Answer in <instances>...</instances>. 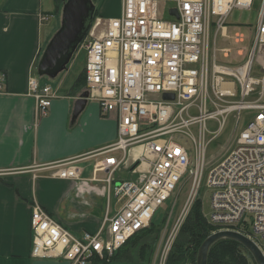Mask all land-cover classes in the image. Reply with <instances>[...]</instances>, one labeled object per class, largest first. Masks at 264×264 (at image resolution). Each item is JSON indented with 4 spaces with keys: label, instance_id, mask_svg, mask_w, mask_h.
<instances>
[{
    "label": "built area",
    "instance_id": "built-area-1",
    "mask_svg": "<svg viewBox=\"0 0 264 264\" xmlns=\"http://www.w3.org/2000/svg\"><path fill=\"white\" fill-rule=\"evenodd\" d=\"M253 2L122 0L119 15L93 20L79 44L86 51L88 99L99 103L104 116L115 117L118 134L91 152L53 164L61 177L75 179L81 176L78 162L86 155L106 154L94 168L109 171L106 180L123 204L115 214L105 216L98 231L78 235L35 203L31 217L34 256L88 264L94 255H112L150 224L187 173L191 186L185 213L165 241L163 264L183 219L200 197L204 179L212 189L207 218L221 225L214 231L242 232L264 254V51L260 74L253 73L251 59L230 65L208 52L210 27H224L226 32L231 11L251 8ZM255 32L256 44L264 48V0ZM4 79L1 72L0 90ZM30 91L39 116L46 115L57 93L35 75L30 78ZM167 92L174 97L165 98ZM234 96L238 98L224 103ZM212 101L217 103L214 108ZM231 110L239 112L237 121L244 110H249L248 117L231 147L208 159V144L222 128L208 137L207 119L222 116L223 126ZM194 124L198 125L196 133L187 130ZM186 136L195 143L193 159L184 143ZM126 164L136 177L112 184L115 170Z\"/></svg>",
    "mask_w": 264,
    "mask_h": 264
},
{
    "label": "crops",
    "instance_id": "crops-1",
    "mask_svg": "<svg viewBox=\"0 0 264 264\" xmlns=\"http://www.w3.org/2000/svg\"><path fill=\"white\" fill-rule=\"evenodd\" d=\"M57 7V0H0V73L5 74L0 90V264H69L63 258L33 255L35 203L78 235L98 231L105 216L115 214L123 204L106 180L109 171L94 168L106 154L86 155L78 162L81 176L75 179L61 177L53 164L91 152L118 134L117 120L104 116L95 100L88 99L72 120L79 93L70 88L81 70L60 93L41 81L50 84L57 96L46 115L38 114L30 78L60 25L59 20L49 22L53 16L61 20ZM97 7L103 18V12L117 16L122 0L115 1L114 8L110 0H100ZM119 172H125L126 178ZM135 177L126 164L115 170L111 183Z\"/></svg>",
    "mask_w": 264,
    "mask_h": 264
},
{
    "label": "rangeland",
    "instance_id": "rangeland-1",
    "mask_svg": "<svg viewBox=\"0 0 264 264\" xmlns=\"http://www.w3.org/2000/svg\"><path fill=\"white\" fill-rule=\"evenodd\" d=\"M117 0H110V6L114 8V2ZM54 2V0H52ZM263 0H254L251 8H234L227 21V28L224 31L221 29H217L216 26L210 27L208 31V52L210 53V57L215 54L217 60L220 63H226L230 65H241L246 61L252 60L253 63V73L260 74V66L261 61L263 60V46L256 44V32L255 27L258 24L259 20V12L262 6ZM61 12V11H60ZM109 12V11H108ZM98 13V12H97ZM61 14V13H60ZM108 13L103 12L101 15L104 18L108 17ZM59 15V14H57ZM99 16V13L96 17ZM60 16H53V18L49 21L50 24L55 23V21H60ZM100 26H98L97 30H100ZM86 62V51L78 48V50L74 53L72 59L67 65V68L60 72L56 77L51 78L46 75H40L37 71V66L34 69V75L40 81H47L51 83L55 90L60 93L62 88L65 85H68L71 80L75 78L77 73L80 70H83ZM86 72V71H85ZM66 77L64 80H62ZM86 77V74H85ZM73 78V79H72ZM87 83V79H86ZM86 87L79 89L77 92L80 94L82 90H85ZM239 89V88H238ZM238 96H234L231 98H227L224 102L225 104L231 103L236 100ZM219 103L224 104L222 101ZM217 103L213 101L210 103V107L214 108ZM221 104V105H222ZM224 104V105H225ZM218 106H216L217 108ZM194 110V107H193ZM249 110H244L242 113V117L239 121L236 120L239 112L236 110L229 111L224 117L227 119L224 121L223 126H221L222 116L218 118L210 117L207 119V126L209 128L208 137L213 136L216 129L222 128L216 136L212 138L207 147V158L214 159L219 157L223 152L227 151L229 147L233 144V141L236 138L237 131L239 128L245 123L248 117ZM110 119H114V116H111ZM224 120V119H223ZM198 129V125H191L187 130H191L196 133ZM185 145L189 151L192 159L195 157V143L194 141L186 136L185 137ZM83 162V161H82ZM120 175L124 176L125 172H119ZM118 174V175H119ZM205 173L204 175H206ZM124 178H126L124 176ZM191 186V180L189 174H185L182 176L180 181L177 184L174 192L171 197L167 199L160 207L157 209L155 215L156 220L162 218L164 216L165 222L163 223L161 236L156 247V251H154L153 259L150 264H163L162 260V251L163 246L167 237L173 232L176 223L181 219V216L184 212L185 204L187 203L189 196V189ZM212 189L206 185L205 179L201 187L200 197L202 198V209L204 215L207 217L211 213V198ZM121 203H119L120 205ZM154 218V217H153ZM221 226V225H218ZM178 233V232H177ZM172 247V246H171ZM128 248L125 247L123 250ZM171 250V248H170ZM169 250V251H170ZM169 253V252H168ZM139 255L136 252V248H132L128 251L126 255V259L113 260L109 264H145L138 257ZM168 256V255H167ZM167 257L164 261L166 264Z\"/></svg>",
    "mask_w": 264,
    "mask_h": 264
},
{
    "label": "trees",
    "instance_id": "trees-1",
    "mask_svg": "<svg viewBox=\"0 0 264 264\" xmlns=\"http://www.w3.org/2000/svg\"><path fill=\"white\" fill-rule=\"evenodd\" d=\"M57 1L58 9L55 11L56 13L61 11L64 0ZM99 1L100 0H94L96 3L94 19L98 14L97 6ZM85 74L84 68L77 75L70 88V92L76 93L79 89L81 90L83 87H86ZM155 216L147 227L142 228L135 235L130 237L126 243L112 255L107 257L94 255L91 260L92 264H109L113 260L126 259L125 257L128 251L132 248H136V252L139 255L138 257H140L139 259L143 263L150 264L160 240L163 223L165 222L164 216L158 220H156L157 216ZM217 228H219V226L211 223L204 215L202 198L197 197L182 221L171 250L168 253L166 264H197V256L201 244ZM127 246L128 248L123 250ZM208 264L258 263L251 251L239 240L231 237H223L216 240L210 246Z\"/></svg>",
    "mask_w": 264,
    "mask_h": 264
},
{
    "label": "water",
    "instance_id": "water-1",
    "mask_svg": "<svg viewBox=\"0 0 264 264\" xmlns=\"http://www.w3.org/2000/svg\"><path fill=\"white\" fill-rule=\"evenodd\" d=\"M96 3L94 0H64L58 29L47 42L37 65L40 75L54 78L67 68L77 51L80 42L87 35L94 19ZM174 12V10H173ZM89 90H83L77 97L72 120L75 121L88 102ZM165 98H173V93H164ZM231 237L239 240L251 251L258 264H264V254L256 242L242 232L221 229L212 232L201 244L197 264H208L210 246L218 239Z\"/></svg>",
    "mask_w": 264,
    "mask_h": 264
},
{
    "label": "bare ground",
    "instance_id": "bare-ground-1",
    "mask_svg": "<svg viewBox=\"0 0 264 264\" xmlns=\"http://www.w3.org/2000/svg\"><path fill=\"white\" fill-rule=\"evenodd\" d=\"M98 17H100V16H98ZM97 18V17H96ZM106 19V18H105ZM94 21H95V19H94ZM90 30V29H89Z\"/></svg>",
    "mask_w": 264,
    "mask_h": 264
}]
</instances>
